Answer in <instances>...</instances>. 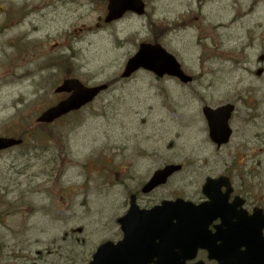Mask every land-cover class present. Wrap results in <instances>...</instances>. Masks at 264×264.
<instances>
[{
	"label": "rangeland",
	"instance_id": "1",
	"mask_svg": "<svg viewBox=\"0 0 264 264\" xmlns=\"http://www.w3.org/2000/svg\"><path fill=\"white\" fill-rule=\"evenodd\" d=\"M144 1L145 15L106 23L108 0H0V97L14 99L0 107V135L24 138L0 153V264H89L122 238L128 192L169 163L183 170L142 207L202 200L206 178L220 175L264 205V0ZM157 41L192 83L146 70L120 80L139 45ZM34 66L41 81L13 89L8 78ZM67 76L118 79L82 110L38 123ZM226 103L234 134L218 148L202 109Z\"/></svg>",
	"mask_w": 264,
	"mask_h": 264
},
{
	"label": "water",
	"instance_id": "2",
	"mask_svg": "<svg viewBox=\"0 0 264 264\" xmlns=\"http://www.w3.org/2000/svg\"><path fill=\"white\" fill-rule=\"evenodd\" d=\"M127 11L143 14L145 3L143 0H109L106 21L119 19ZM141 67L161 77L168 74L185 83L193 80L184 72L176 57L159 44L142 43L138 52L128 60L123 77L131 76ZM107 87V84L87 87L78 79H66L57 92L72 94L44 111L38 121L51 123L78 110L92 102ZM234 110V104L203 108L211 140L218 146L228 143L232 136L229 121ZM21 142L15 138L0 137V150ZM181 169V164H169L159 169L142 191L148 193L166 184L169 177ZM224 185L227 191L223 194L221 189ZM231 192L228 179L221 176L207 178L203 193L210 201L199 205L179 197L144 209L137 203V195L132 194L127 213L118 219L123 237L117 242L108 240L102 243L89 264H188V261L196 258L200 248L208 249L209 257L217 259L220 264H264L263 211L256 210V226L252 225L248 217H242L235 210L236 206H229L225 202ZM237 199L240 200V197ZM241 204L240 200L237 206ZM218 217L223 223L216 234H211L208 226ZM219 241L221 243L218 244ZM243 246L246 247L245 252L237 251ZM214 247L223 249L214 251Z\"/></svg>",
	"mask_w": 264,
	"mask_h": 264
},
{
	"label": "flooded vegetation",
	"instance_id": "3",
	"mask_svg": "<svg viewBox=\"0 0 264 264\" xmlns=\"http://www.w3.org/2000/svg\"><path fill=\"white\" fill-rule=\"evenodd\" d=\"M127 169L126 168H121L119 171V173L125 172ZM228 177L231 178L232 181V193L230 194V197L225 201L229 206H236L235 210L240 212L242 217H250L251 220V224L256 226V210H262L264 213V205L261 204L259 201L254 202L252 201V199L250 200L248 198L247 195H245L244 193H241L235 186V183L231 177V175H227ZM144 185H140L138 189L132 191V192H136L137 193V197H138V201L140 203L141 200H143L142 197L144 196H150L156 192H158L161 187H158L156 189H154L153 191H151L150 193L147 194H143L142 193V188ZM227 190L226 186L222 187V192L225 193ZM131 192V193H132ZM240 196V200L242 201L241 206H237L238 201H240L239 199H237L236 197ZM164 199H161L159 201L157 200H147L145 206H147V208H150L158 203H161ZM206 201L205 198H203L202 200L199 201H195L197 204ZM222 220L220 217H218L217 219H215L214 221H212L209 226H208V230L211 234H216L218 232V227L222 225ZM263 236H264V228H263ZM221 243V241L218 242V244ZM214 251H221L223 248H219V247H214ZM237 251H241V252H245L246 251V247L243 246L241 248H239V250ZM209 250L208 249H199L197 252V257L191 262V264L193 263H199V261H203L205 264H219L218 260L216 259H211L209 257Z\"/></svg>",
	"mask_w": 264,
	"mask_h": 264
},
{
	"label": "bare ground",
	"instance_id": "4",
	"mask_svg": "<svg viewBox=\"0 0 264 264\" xmlns=\"http://www.w3.org/2000/svg\"><path fill=\"white\" fill-rule=\"evenodd\" d=\"M59 17L61 19L64 18L63 15H60ZM224 33H226V31H224ZM18 74L21 76V77L18 76L20 78H18V77L8 78L9 80H14V82H12V81H10V82H11V85H13V89H15V90H17L18 85H20L21 88L27 90V89H29L28 88L29 86L32 87L34 84L39 83L42 79V76L45 75V74L40 75L39 71H36V66H34V68H32V74H30V75H27V73H25L24 71L20 72ZM9 88H10V86L8 87V89ZM12 91L13 90H6V91L2 92L1 97H0V107L1 108H10L13 105L14 99L10 100L9 98H7V95L9 93H11Z\"/></svg>",
	"mask_w": 264,
	"mask_h": 264
},
{
	"label": "trees",
	"instance_id": "5",
	"mask_svg": "<svg viewBox=\"0 0 264 264\" xmlns=\"http://www.w3.org/2000/svg\"><path fill=\"white\" fill-rule=\"evenodd\" d=\"M47 126H49V125H47ZM38 134H39V133H37V134L35 133V135H38ZM49 134H50V133H49Z\"/></svg>",
	"mask_w": 264,
	"mask_h": 264
}]
</instances>
